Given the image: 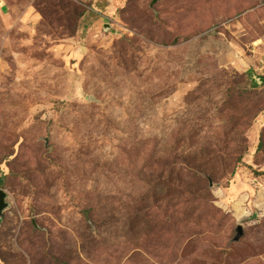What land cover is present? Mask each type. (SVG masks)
<instances>
[{
	"label": "rangeland",
	"instance_id": "1",
	"mask_svg": "<svg viewBox=\"0 0 264 264\" xmlns=\"http://www.w3.org/2000/svg\"><path fill=\"white\" fill-rule=\"evenodd\" d=\"M1 3L0 264H264V0Z\"/></svg>",
	"mask_w": 264,
	"mask_h": 264
},
{
	"label": "trees",
	"instance_id": "2",
	"mask_svg": "<svg viewBox=\"0 0 264 264\" xmlns=\"http://www.w3.org/2000/svg\"><path fill=\"white\" fill-rule=\"evenodd\" d=\"M263 87H264V74L261 76H258V77L254 76L253 80L251 81V86L249 87V90L247 91V94H249L250 96H253V98H255L258 94V91L256 90L255 92H253V89H258V88H263ZM262 110L264 111V108ZM259 111H261V110H259ZM262 147H263V143L260 142L259 148H262ZM252 172L257 177L264 176V172H262V171H257V170L252 169Z\"/></svg>",
	"mask_w": 264,
	"mask_h": 264
},
{
	"label": "water",
	"instance_id": "3",
	"mask_svg": "<svg viewBox=\"0 0 264 264\" xmlns=\"http://www.w3.org/2000/svg\"><path fill=\"white\" fill-rule=\"evenodd\" d=\"M156 1V0H154ZM8 207V204L6 202V193L0 189V218L2 217L3 211ZM243 230L242 227L239 228L238 230V235H242Z\"/></svg>",
	"mask_w": 264,
	"mask_h": 264
},
{
	"label": "crops",
	"instance_id": "4",
	"mask_svg": "<svg viewBox=\"0 0 264 264\" xmlns=\"http://www.w3.org/2000/svg\"><path fill=\"white\" fill-rule=\"evenodd\" d=\"M2 3H1V6H2V10L3 11H7L6 10V6L9 7L8 3H9V0H0ZM113 4L112 2L110 3L109 7L108 8H112Z\"/></svg>",
	"mask_w": 264,
	"mask_h": 264
}]
</instances>
